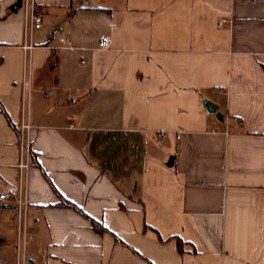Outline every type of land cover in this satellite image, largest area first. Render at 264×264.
Masks as SVG:
<instances>
[{
    "label": "crops",
    "instance_id": "0c3cea01",
    "mask_svg": "<svg viewBox=\"0 0 264 264\" xmlns=\"http://www.w3.org/2000/svg\"><path fill=\"white\" fill-rule=\"evenodd\" d=\"M15 1H0V221L20 264H264V0ZM104 36L85 65L69 50Z\"/></svg>",
    "mask_w": 264,
    "mask_h": 264
},
{
    "label": "built area",
    "instance_id": "2783aa9c",
    "mask_svg": "<svg viewBox=\"0 0 264 264\" xmlns=\"http://www.w3.org/2000/svg\"><path fill=\"white\" fill-rule=\"evenodd\" d=\"M28 20L29 22H28L27 32L29 36H31L34 30H37L42 26L43 14L37 8H35L34 5H31ZM231 23L232 21L230 19L221 18L218 21L217 25L218 27H223L226 25H230ZM29 48H31V46ZM109 48H110V39L108 36H104L99 41H97L94 49H85L84 52H80V50L76 48H69V50L73 52H79L78 53L79 63L81 65H85L88 60L87 52L93 51V50L106 51ZM44 94L46 96H51L52 92H44ZM29 130H30V126L28 124H22L21 126H19L17 130L18 145H19L21 155H22V160H21V163L18 165V167L24 171H27L29 169V167L31 166V160H32ZM161 137L164 138L165 135L161 134ZM5 198H7L6 195H0V199H5ZM22 264H26V262L23 260Z\"/></svg>",
    "mask_w": 264,
    "mask_h": 264
},
{
    "label": "rangeland",
    "instance_id": "374dc122",
    "mask_svg": "<svg viewBox=\"0 0 264 264\" xmlns=\"http://www.w3.org/2000/svg\"><path fill=\"white\" fill-rule=\"evenodd\" d=\"M17 227H9L7 223L0 221V264H20L17 249Z\"/></svg>",
    "mask_w": 264,
    "mask_h": 264
},
{
    "label": "water",
    "instance_id": "95a60500",
    "mask_svg": "<svg viewBox=\"0 0 264 264\" xmlns=\"http://www.w3.org/2000/svg\"><path fill=\"white\" fill-rule=\"evenodd\" d=\"M21 3H22V0H16L15 3H13L9 10L13 13H16L19 8L21 7ZM202 104H203V107L205 108V110L207 111V114L209 115H215V118L219 121V122H223V116L221 113L219 112H216L217 111V106L213 105L212 103H210L209 101L207 100H202ZM172 159L173 158H169V161H168V166L171 165V162H172ZM0 243H1V240H0Z\"/></svg>",
    "mask_w": 264,
    "mask_h": 264
},
{
    "label": "trees",
    "instance_id": "16d2710c",
    "mask_svg": "<svg viewBox=\"0 0 264 264\" xmlns=\"http://www.w3.org/2000/svg\"><path fill=\"white\" fill-rule=\"evenodd\" d=\"M96 228H97L99 231H106L102 226H99V225H96Z\"/></svg>",
    "mask_w": 264,
    "mask_h": 264
}]
</instances>
